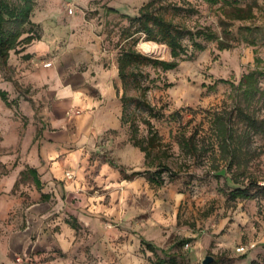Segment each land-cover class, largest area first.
<instances>
[{"label": "rangeland", "instance_id": "obj_1", "mask_svg": "<svg viewBox=\"0 0 264 264\" xmlns=\"http://www.w3.org/2000/svg\"><path fill=\"white\" fill-rule=\"evenodd\" d=\"M148 1L35 0L32 22L41 39L44 31L54 40L48 60L58 59L70 46L72 26L81 20L102 37L108 66L117 63L120 34L129 26L126 16H137ZM165 1L194 11L180 12L176 22L195 32L211 30L231 45L220 51L216 41H202L205 51L191 57L193 47L187 41L190 58L177 69L149 70L154 83L148 100L158 115L152 123L170 145L171 167L182 172L174 178L164 173L162 184L150 181L144 153L131 144L129 129L121 125L120 78L116 97L109 102L101 96V112L90 117L79 101L60 115L45 98L34 100L44 89L26 87L25 77H37L23 74L22 67L18 71L19 63L0 70V88L13 103L8 107L0 99V199L7 201L0 210V264H156L158 257H176L177 264H203L207 257L214 258L211 264H264V74L259 77L260 92L246 111L263 133L250 132L240 118L243 98L236 89L245 75L264 73V0H226L234 6ZM248 6L251 19L229 18L234 7ZM141 43L143 54L171 60L166 46L157 44L159 52L148 54ZM11 58L20 61V53L13 52ZM76 71L82 72V66ZM54 82L57 85V77ZM82 100L87 99L82 95ZM221 122L234 134L226 153L220 146ZM47 131L65 132L69 139L56 176L51 177V170L40 175L41 191L30 175L9 190V173L27 171L38 144L45 153ZM141 134L146 136L145 127ZM181 136L193 138L197 151L192 156L181 151ZM137 172L141 175L131 178ZM237 187L249 188L256 198L233 200L230 194ZM143 241L156 248L158 257ZM241 247L245 254L238 252Z\"/></svg>", "mask_w": 264, "mask_h": 264}, {"label": "trees", "instance_id": "obj_2", "mask_svg": "<svg viewBox=\"0 0 264 264\" xmlns=\"http://www.w3.org/2000/svg\"><path fill=\"white\" fill-rule=\"evenodd\" d=\"M210 5H218L221 2H227V5L234 6L231 1L224 0H202ZM237 2V1H234ZM35 0H0V70L9 68L11 54L22 53L26 48L37 41L41 40L38 27L32 22V15L35 9ZM185 12L193 14L194 11L187 8H180L173 3H168L165 0H149L144 4L137 16H126L129 21V26L121 31L118 47L120 54L117 59L118 75L122 84V94L117 89L120 95L122 104V127L128 128L130 132V142L145 155V166L150 181L152 183L162 184V175L168 173L172 178L178 176L182 172L179 168L171 167V161L174 155L171 152L170 145L165 143L162 136L155 129L152 119L157 118L156 108L149 102L148 94L151 90V85L154 80L151 78L149 70H161L169 72L177 69L179 65L190 58V47L186 44L187 41L192 43L193 54L203 52L206 49V42H217L220 51L229 50L231 45L227 41L221 40L216 33L211 30L193 31L185 25L175 21V18ZM108 13L117 14L118 11L108 9ZM253 12L248 6L247 9L242 7H234L229 15L230 19L244 21L253 17ZM223 26H226L222 22ZM252 32L253 29L247 28ZM228 35L226 27L224 31ZM225 35V36H226ZM141 42H152L166 46L171 55L170 61H165L150 57L139 51L138 45ZM255 44L254 42L252 43ZM30 56H25L29 59ZM257 63L261 59H256ZM264 73L255 70L245 75L236 88L242 93L243 105L238 107L240 118L246 124L250 132L263 133L262 127L256 119L246 114V111L251 107L254 99L260 92L259 77ZM224 84H230L228 81H220ZM0 99L11 107L13 103L9 101L8 92L0 88ZM142 127L147 130L146 136L141 134ZM220 137L223 142L220 144L221 149L226 153L229 152L228 140L234 139L224 123H219L218 126ZM262 130V131H261ZM257 133V134H258ZM180 149L187 156H192L196 153L197 147L194 145L193 138L181 136L179 141ZM232 152V151H231ZM236 152V149L233 151ZM232 152V153H233ZM234 154V153H233ZM234 158V157H232ZM107 163L119 170L123 175L127 171L117 165L115 162L108 160ZM232 161L228 166H232ZM28 175L34 179V184L38 190H42V181L36 169L29 168L21 173L24 179ZM141 173H133L131 178L140 176ZM263 190V189H262ZM233 200L244 199L253 200L256 198V193H252L249 188H235L230 194ZM43 198H49L47 195H42ZM143 245L153 254L157 255L156 248L151 244L143 241ZM158 257V255H157ZM156 264H177L176 257H171L169 261L162 260L158 257Z\"/></svg>", "mask_w": 264, "mask_h": 264}, {"label": "crops", "instance_id": "obj_3", "mask_svg": "<svg viewBox=\"0 0 264 264\" xmlns=\"http://www.w3.org/2000/svg\"><path fill=\"white\" fill-rule=\"evenodd\" d=\"M34 22L36 24L41 23L40 19H36ZM42 33L43 36L40 41L35 42L20 53V61L17 59L12 61V58L9 61V66L13 67H16V63H19L18 71L24 68L23 74H34L37 77L33 81L28 77L23 79L26 87L32 86L33 91L38 88L44 89L37 97L32 98L34 100L45 98L49 106L50 103H53V108L59 110L60 115H65L69 106L76 105L78 101L83 103L86 111H90L88 112L90 117L101 112V96L111 102L116 97V85L118 86L119 80L116 61L113 63L108 62L109 65L106 66V53L103 49L102 37L92 34L88 26L79 20L75 23V27L72 26V35L69 38V40H72L70 46L63 49L58 59L50 58L46 60L53 53L54 40L51 35L48 36L44 31ZM25 56H30V58L25 59ZM48 63L52 65L46 68L45 64ZM81 66L83 71H76V68ZM56 77L58 80L57 85L54 82ZM82 95L87 100H82ZM24 103L29 104L26 100ZM55 126V124L52 125V128H55ZM67 136L65 132H45L43 142L46 146L45 153L40 150L42 143L38 144L32 151L30 168L36 169L39 175L46 174L51 170V177L56 176L54 170L57 166H62L63 160L61 157L67 152L66 148L69 140ZM34 142L37 143L38 140L34 138ZM51 158H54V160ZM53 163L54 166L51 167ZM24 171L25 169H22L9 173L5 183L9 185V190L14 188ZM6 203V200L4 202L0 199V210L4 209L3 206ZM3 217L4 215L0 214V218Z\"/></svg>", "mask_w": 264, "mask_h": 264}, {"label": "bare ground", "instance_id": "obj_4", "mask_svg": "<svg viewBox=\"0 0 264 264\" xmlns=\"http://www.w3.org/2000/svg\"><path fill=\"white\" fill-rule=\"evenodd\" d=\"M141 47L148 54H156L160 50L159 46L156 43H152V42H148V43L142 42Z\"/></svg>", "mask_w": 264, "mask_h": 264}, {"label": "built area", "instance_id": "obj_5", "mask_svg": "<svg viewBox=\"0 0 264 264\" xmlns=\"http://www.w3.org/2000/svg\"><path fill=\"white\" fill-rule=\"evenodd\" d=\"M73 13H74V10L71 9L70 10V14H73ZM51 65H52L51 63H48V64H45V67L49 68V67H51ZM238 252L241 253V254H245L246 253V248L245 247H241V248L238 249Z\"/></svg>", "mask_w": 264, "mask_h": 264}, {"label": "water", "instance_id": "obj_6", "mask_svg": "<svg viewBox=\"0 0 264 264\" xmlns=\"http://www.w3.org/2000/svg\"><path fill=\"white\" fill-rule=\"evenodd\" d=\"M214 262V258L213 257H207L205 259V261L203 262V264H211Z\"/></svg>", "mask_w": 264, "mask_h": 264}]
</instances>
